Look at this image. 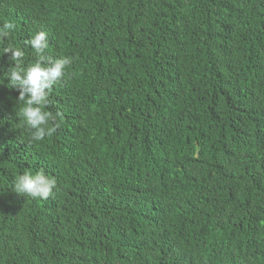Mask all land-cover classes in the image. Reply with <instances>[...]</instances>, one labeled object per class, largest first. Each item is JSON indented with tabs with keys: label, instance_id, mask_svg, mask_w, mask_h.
Segmentation results:
<instances>
[{
	"label": "trees",
	"instance_id": "obj_1",
	"mask_svg": "<svg viewBox=\"0 0 264 264\" xmlns=\"http://www.w3.org/2000/svg\"><path fill=\"white\" fill-rule=\"evenodd\" d=\"M7 20L0 49L31 64L43 30L72 62L42 141L0 84V264H264V0H0ZM41 169L47 199L13 190Z\"/></svg>",
	"mask_w": 264,
	"mask_h": 264
},
{
	"label": "clouds",
	"instance_id": "obj_2",
	"mask_svg": "<svg viewBox=\"0 0 264 264\" xmlns=\"http://www.w3.org/2000/svg\"><path fill=\"white\" fill-rule=\"evenodd\" d=\"M15 29L11 20L0 24V43L6 40ZM35 54V61L24 64L25 51L21 47L6 46L0 49V56L10 53V63L5 68L0 65V84L7 78V87L17 90L16 102L19 106L15 116L19 126L26 128L33 141H42L56 132V116L45 110L52 86L65 75V67L72 61L69 57L54 58L46 55L49 48L48 34L41 30L30 35L25 41ZM56 186V179L41 170L25 171L16 176L13 190L33 198L47 199Z\"/></svg>",
	"mask_w": 264,
	"mask_h": 264
},
{
	"label": "rangeland",
	"instance_id": "obj_3",
	"mask_svg": "<svg viewBox=\"0 0 264 264\" xmlns=\"http://www.w3.org/2000/svg\"><path fill=\"white\" fill-rule=\"evenodd\" d=\"M39 167L42 168V165H40Z\"/></svg>",
	"mask_w": 264,
	"mask_h": 264
}]
</instances>
